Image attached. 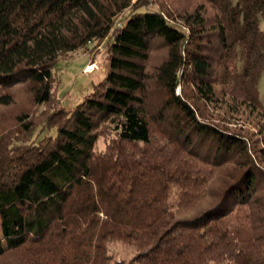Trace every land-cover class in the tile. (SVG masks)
I'll return each instance as SVG.
<instances>
[{
  "label": "trees",
  "instance_id": "obj_1",
  "mask_svg": "<svg viewBox=\"0 0 264 264\" xmlns=\"http://www.w3.org/2000/svg\"><path fill=\"white\" fill-rule=\"evenodd\" d=\"M263 70L264 0H0V264H264Z\"/></svg>",
  "mask_w": 264,
  "mask_h": 264
},
{
  "label": "rangeland",
  "instance_id": "obj_2",
  "mask_svg": "<svg viewBox=\"0 0 264 264\" xmlns=\"http://www.w3.org/2000/svg\"><path fill=\"white\" fill-rule=\"evenodd\" d=\"M120 19L121 14L116 17L115 26H117ZM108 38L101 42L92 41L85 48L64 52L59 56L53 72L60 80L58 97L62 106L69 108L80 102L91 90L92 85L103 78L108 69L104 43ZM91 66H93V69H90ZM258 91L264 105V70L258 81ZM241 126L249 131L253 130L249 123ZM99 146H103L101 141ZM114 249L119 258L128 254L127 250L119 246H115Z\"/></svg>",
  "mask_w": 264,
  "mask_h": 264
},
{
  "label": "water",
  "instance_id": "obj_3",
  "mask_svg": "<svg viewBox=\"0 0 264 264\" xmlns=\"http://www.w3.org/2000/svg\"><path fill=\"white\" fill-rule=\"evenodd\" d=\"M90 69H93V66H91Z\"/></svg>",
  "mask_w": 264,
  "mask_h": 264
},
{
  "label": "built area",
  "instance_id": "obj_4",
  "mask_svg": "<svg viewBox=\"0 0 264 264\" xmlns=\"http://www.w3.org/2000/svg\"><path fill=\"white\" fill-rule=\"evenodd\" d=\"M176 92H178V88H177Z\"/></svg>",
  "mask_w": 264,
  "mask_h": 264
}]
</instances>
